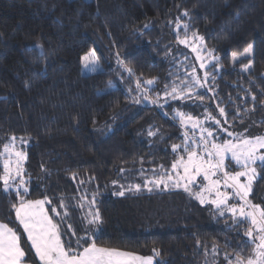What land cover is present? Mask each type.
<instances>
[{
    "label": "trees",
    "instance_id": "trees-1",
    "mask_svg": "<svg viewBox=\"0 0 264 264\" xmlns=\"http://www.w3.org/2000/svg\"><path fill=\"white\" fill-rule=\"evenodd\" d=\"M183 24L189 37L197 32L215 49L219 64L210 83L227 123L263 133L264 0H0V152L12 136L29 137L26 199L47 196L54 216L51 208L60 211L63 198L71 222L66 241L67 235L73 242L90 236L99 247L153 256L156 264H227L225 253L234 258L241 251L246 237L238 227L212 224L208 207L188 192L144 187L143 178L186 155L173 150L184 144L185 131L172 114L180 102L168 101L161 110L132 103L141 92L138 81L152 95L175 84L189 51L179 43ZM248 44L251 55L233 64L232 53ZM91 50L102 70L83 73L82 57ZM136 184L139 192L126 190ZM121 190L124 196L115 195ZM262 192L260 177L254 197ZM93 195L104 221L94 233L97 226L80 217ZM13 202L0 190V222L22 232ZM251 254L252 246H245L242 255ZM28 262L39 264L35 257Z\"/></svg>",
    "mask_w": 264,
    "mask_h": 264
},
{
    "label": "snow or ice",
    "instance_id": "snow-or-ice-1",
    "mask_svg": "<svg viewBox=\"0 0 264 264\" xmlns=\"http://www.w3.org/2000/svg\"><path fill=\"white\" fill-rule=\"evenodd\" d=\"M184 15L188 16L187 11ZM182 27L185 35L183 39H179V43L191 46L192 51L197 53V59L200 60L199 67L205 71L201 76L193 66L191 72L186 70V76L179 85L174 84L170 90L166 85L162 95L165 102L169 97L172 100L183 101L192 99L194 96L203 101L204 96L200 95L198 89L206 88L209 77L217 69L219 58L215 55V49L207 48L203 36L193 32L189 37L187 34L189 25L183 24ZM180 29L181 25L177 24V32ZM35 47L43 53L42 45L37 44ZM252 49L253 45L248 44L241 53L233 52V64L239 61L241 56H250ZM201 53H206V56ZM82 60L86 72L102 70L94 51L84 55ZM251 67V64L245 65L244 70L249 71ZM126 70L131 74V69ZM154 82L153 79H149L145 84L150 87L154 85ZM26 86L30 87V85ZM137 86H140L139 81ZM207 91L211 92L213 89L208 87ZM147 96L148 92L144 91L145 99ZM160 96L161 94L157 93L158 99L153 103H157ZM252 100L255 101V96H252ZM219 113L227 123L225 109L219 107ZM177 118L186 129L190 124L191 128L198 132V136H189L186 131L184 144L173 145V150L182 149L186 153V158L185 155H180L179 159L172 164V173L161 176L159 179L148 180L145 186L159 187L163 184L167 188L171 182L174 188H183L201 205L212 206L218 217L232 220V224L227 226L229 231L234 230V226L239 227L247 222L248 226L243 232V236L247 239L244 244L238 245L241 251L237 252L234 258L225 253L224 259L227 264H264V207L252 203L249 199L254 182L258 176H261L257 168L264 169V151H262L264 135H246L247 129L241 133L228 131L221 121L211 114L206 115L205 120L201 121L199 117L177 110L174 119ZM208 121L219 127L215 131L205 127L204 124ZM223 133H227L230 139L217 142ZM149 135H155V133L149 132ZM16 139L12 136L10 143L5 144L3 152H0V156L4 157L0 190L5 195L14 197L15 202L10 205V211H14L15 220L22 227V232L10 227L8 223L0 222V264H28L33 257L38 259L39 264H155L153 256H141L116 248L99 247L95 239L90 236L77 238L75 242L62 238L61 223L68 216V206L63 198H60L63 215L55 207L51 208L54 216L60 218L58 221L49 214V208L46 205H52V200L47 196L38 200L26 199L29 189L26 186L27 181L24 179L25 172L22 167V161L26 157L24 152L16 149ZM229 160L234 162L239 170H230L226 164ZM261 179H264V176H261ZM194 188L199 190L194 191ZM126 190L139 192L141 185L136 184L134 189L129 187ZM148 191H152V188L148 187ZM115 195L124 196L125 190L118 191ZM95 204L96 196L93 195L89 201L90 219H88L89 225L97 226L90 229L93 233L99 231V226L104 223L99 208L94 207ZM72 235H75L74 231ZM22 236L26 237L23 243L27 245V251L22 246ZM225 244L230 246L228 241H225ZM245 246H252V254L248 257L242 255ZM212 252L219 254L215 246ZM156 255L159 256L160 253L156 252Z\"/></svg>",
    "mask_w": 264,
    "mask_h": 264
},
{
    "label": "rangeland",
    "instance_id": "rangeland-1",
    "mask_svg": "<svg viewBox=\"0 0 264 264\" xmlns=\"http://www.w3.org/2000/svg\"><path fill=\"white\" fill-rule=\"evenodd\" d=\"M183 46H184L183 48H185V47L188 48L189 51L184 50V52H185V58H182L181 59V61L184 62V64H181V65L177 66V68H176L177 69L176 70V76L173 78V81L175 82V85H176V83H177V85H179L181 83V80L184 79L185 76H186V70H187V72H191V69H192L193 66H195L197 73L199 75H201V76L203 75V72L205 71L204 69H201L199 67L200 60L197 59V53H195V52L192 51L191 46H185V45H183ZM183 48L178 47V50L183 49ZM91 51H94V50H91ZM91 51H89V52H91ZM86 54H84V55H86ZM201 54L206 56V53H201ZM95 55H96V52H95ZM186 59H188V60H186ZM98 63L100 65V68H102V65L99 62V60H98ZM82 71H83V73H89V72H86L84 70V68H83V60H82ZM211 78H212V76L209 77V82L206 85V88H204V89H198L200 95H203L204 96L203 101H201L198 97L194 96L192 99H185L183 101H181L179 99L172 100L169 97V98H167V102H165V98L162 95L164 91H162V93H160L161 96H160L158 102L157 103H153V101H156L158 99L157 98V93H159V92H156L154 95H152V93L149 92L148 89L144 88L143 85L139 84L140 85L139 88H140L141 92L135 93L137 96H133L132 97V103L134 105H136V107L140 108L144 104H149V102H151V103H153L155 106H157L161 110V108L166 103H168V101L174 102L175 104H176L175 101H178V102L181 103L182 108L181 109H178L176 107H173L172 114L174 116H175L176 111L178 110V111H183V112L189 113L193 117H199L201 121H204L206 115L211 114L216 119H219L221 121V124L225 128H227L228 131L235 132V133L244 132V129L243 130H237L231 124L225 123L224 117L220 115V113H219V107L220 106L217 107L218 101H217V99L215 97V95H216L215 89L211 86V83H210ZM114 86H116V85L113 84L111 87H114ZM155 86H156V84L154 82V85L150 86L149 88L152 90ZM208 87L212 88L213 91H211V92L207 91V88ZM144 91H147L148 92L147 99H145V97H144ZM154 92L155 91L153 90V93ZM178 122L180 123L179 119H178ZM204 126L205 127H210L214 131H215V129L217 127H219V126H216V125L212 124L211 121H208L207 123H205ZM180 127L185 132L187 131V133H188L189 136H194V135H197L198 136V132L195 131V130H193L191 128V125L190 124H189V126H188L187 129L183 125H181V123H180ZM246 135L256 136V135L249 134L248 132L246 133ZM259 135H264V132L261 133V134H259ZM15 137L17 138L16 141H15L16 149L24 152L25 157H26V148L28 147L29 142H30L29 137H27V136H15ZM225 139H230V137L227 136V133H223L219 137V140L217 142H221V141H223ZM8 143H10V140L8 141ZM262 151H264V150H262ZM2 152H3V149H2ZM185 158H186V155H185ZM25 161H26V158L22 161V167L24 169V172H25ZM2 162H4V157L3 156H2ZM226 164H227V166L229 167L230 170L231 169L239 170L238 168H236L234 162H231L230 160L229 161H226ZM257 171L261 173V170H260L259 167L257 168ZM152 173H154V174H151V177L150 178H148L147 176L145 178H143L144 179V187L145 188L151 187V188H155L157 190H180V191L186 193L183 188H174L172 186L171 182H169V186L167 188H165L163 184H161L159 187H156L155 185H147V186H145L146 185V181H148V180L159 179L161 176H166L167 174L172 173V166H171V168L170 167L169 168H165V169L160 168V171L159 170L158 171L156 170V171H154ZM260 177L261 176H258L257 179H256V181L254 182L253 191H252L249 199L252 201V203H254V204H260L262 207H264V192L260 193L256 197H254L255 196V193H256V184H257L258 180L260 179ZM24 179L27 181L26 186L29 189V185H28L29 177L26 175V173H25ZM124 187H126V185H124ZM129 187H132V185H128V188ZM193 190L194 191H198L199 189L198 188H194ZM197 202L199 203L198 200H197ZM87 204L88 205H86V207H87L88 210L85 213H83V211H81L82 216H80L81 218L85 219L86 221H88V219H90V217L87 216V213L89 215V206L90 205H89V203H87ZM79 205H81V204H79ZM79 205H77L78 208L79 209H82ZM202 206H207L208 207L209 213H210V220H211L212 224H215L216 226L218 225L221 229H227V226L230 225V224H232V220L227 219L226 217L225 218L218 217L217 214H215L214 208L212 206H210V205H202ZM60 211H61V213L63 215V211L64 210H61L60 209ZM69 215L70 214L68 213V216ZM68 216L64 219L63 223H61V230H62V233H63V237L62 238H64V233L71 234V227H68L69 225L71 226V222H69L70 221V218ZM56 219L59 221L60 218L56 217ZM247 226H248L247 225V222H245L244 224L240 225L238 227V232H241L243 234V232H244V230H245V228ZM19 227L22 228L21 226H19ZM234 228H236V227L234 226ZM156 231L157 230H155V229H151L148 232H156ZM70 237H71V235H67L66 236V239L69 240ZM74 239L76 240V238H74ZM154 262L156 264L155 258H154ZM28 264H30V263H28Z\"/></svg>",
    "mask_w": 264,
    "mask_h": 264
},
{
    "label": "crops",
    "instance_id": "crops-1",
    "mask_svg": "<svg viewBox=\"0 0 264 264\" xmlns=\"http://www.w3.org/2000/svg\"><path fill=\"white\" fill-rule=\"evenodd\" d=\"M29 263V262H28ZM31 264V263H30Z\"/></svg>",
    "mask_w": 264,
    "mask_h": 264
}]
</instances>
